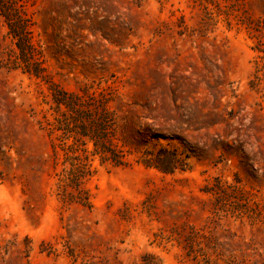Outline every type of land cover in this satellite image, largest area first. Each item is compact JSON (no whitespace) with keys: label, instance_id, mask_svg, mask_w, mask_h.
<instances>
[{"label":"rangeland","instance_id":"1","mask_svg":"<svg viewBox=\"0 0 264 264\" xmlns=\"http://www.w3.org/2000/svg\"><path fill=\"white\" fill-rule=\"evenodd\" d=\"M0 264H264V0H0Z\"/></svg>","mask_w":264,"mask_h":264}]
</instances>
